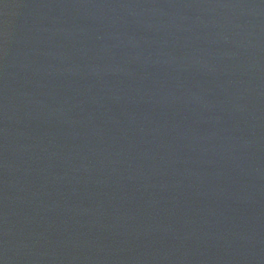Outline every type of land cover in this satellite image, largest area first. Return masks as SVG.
Returning <instances> with one entry per match:
<instances>
[{"label":"water","instance_id":"1","mask_svg":"<svg viewBox=\"0 0 264 264\" xmlns=\"http://www.w3.org/2000/svg\"><path fill=\"white\" fill-rule=\"evenodd\" d=\"M0 264H264V0H0Z\"/></svg>","mask_w":264,"mask_h":264}]
</instances>
